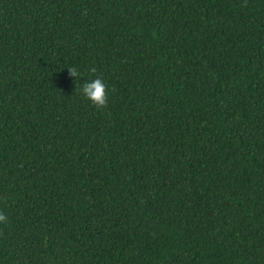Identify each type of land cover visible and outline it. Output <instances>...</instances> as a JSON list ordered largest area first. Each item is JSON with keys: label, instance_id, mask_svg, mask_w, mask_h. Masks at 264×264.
Listing matches in <instances>:
<instances>
[{"label": "trees", "instance_id": "trees-1", "mask_svg": "<svg viewBox=\"0 0 264 264\" xmlns=\"http://www.w3.org/2000/svg\"><path fill=\"white\" fill-rule=\"evenodd\" d=\"M0 212V264H264V0H0Z\"/></svg>", "mask_w": 264, "mask_h": 264}, {"label": "clouds", "instance_id": "clouds-1", "mask_svg": "<svg viewBox=\"0 0 264 264\" xmlns=\"http://www.w3.org/2000/svg\"><path fill=\"white\" fill-rule=\"evenodd\" d=\"M90 71L95 73L96 69L92 68ZM69 72L76 80L82 75L75 67H69ZM76 91L98 108H105L108 104V88L102 78L91 79L84 83L82 88L77 87ZM6 220V215L0 212V222Z\"/></svg>", "mask_w": 264, "mask_h": 264}]
</instances>
